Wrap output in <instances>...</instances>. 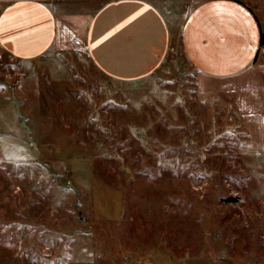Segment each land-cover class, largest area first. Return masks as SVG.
I'll list each match as a JSON object with an SVG mask.
<instances>
[{"label": "rangeland", "instance_id": "rangeland-1", "mask_svg": "<svg viewBox=\"0 0 264 264\" xmlns=\"http://www.w3.org/2000/svg\"><path fill=\"white\" fill-rule=\"evenodd\" d=\"M152 1L177 26L200 0ZM236 1L264 33V0ZM173 42L134 83L84 54L0 52V264H264V151Z\"/></svg>", "mask_w": 264, "mask_h": 264}, {"label": "crops", "instance_id": "crops-1", "mask_svg": "<svg viewBox=\"0 0 264 264\" xmlns=\"http://www.w3.org/2000/svg\"><path fill=\"white\" fill-rule=\"evenodd\" d=\"M165 7L152 0H112L80 14L60 0H2L0 52L26 65L84 54L108 80L134 83L159 70L178 36L196 94L234 116L263 152L264 54L255 55L264 33L257 16L236 0H200L187 19L182 10L176 26Z\"/></svg>", "mask_w": 264, "mask_h": 264}, {"label": "trees", "instance_id": "trees-1", "mask_svg": "<svg viewBox=\"0 0 264 264\" xmlns=\"http://www.w3.org/2000/svg\"><path fill=\"white\" fill-rule=\"evenodd\" d=\"M263 50H264V34H260L259 46L256 51L255 59L262 53Z\"/></svg>", "mask_w": 264, "mask_h": 264}, {"label": "built area", "instance_id": "built-area-1", "mask_svg": "<svg viewBox=\"0 0 264 264\" xmlns=\"http://www.w3.org/2000/svg\"><path fill=\"white\" fill-rule=\"evenodd\" d=\"M0 58H1V56H0ZM262 59L264 60V55H263Z\"/></svg>", "mask_w": 264, "mask_h": 264}]
</instances>
